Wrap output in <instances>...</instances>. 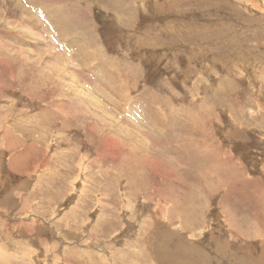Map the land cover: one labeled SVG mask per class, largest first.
Returning <instances> with one entry per match:
<instances>
[{
    "label": "rangeland",
    "instance_id": "374dc122",
    "mask_svg": "<svg viewBox=\"0 0 264 264\" xmlns=\"http://www.w3.org/2000/svg\"><path fill=\"white\" fill-rule=\"evenodd\" d=\"M0 264H264V0H0Z\"/></svg>",
    "mask_w": 264,
    "mask_h": 264
}]
</instances>
